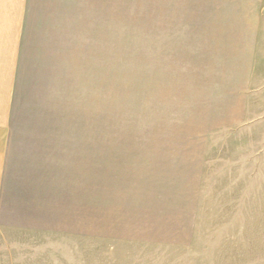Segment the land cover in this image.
Wrapping results in <instances>:
<instances>
[{"label": "rangeland", "instance_id": "obj_1", "mask_svg": "<svg viewBox=\"0 0 264 264\" xmlns=\"http://www.w3.org/2000/svg\"><path fill=\"white\" fill-rule=\"evenodd\" d=\"M43 1L0 264H264V0Z\"/></svg>", "mask_w": 264, "mask_h": 264}, {"label": "crops", "instance_id": "obj_2", "mask_svg": "<svg viewBox=\"0 0 264 264\" xmlns=\"http://www.w3.org/2000/svg\"><path fill=\"white\" fill-rule=\"evenodd\" d=\"M37 3L38 0H0V225L7 212L23 208V196L29 192L21 191L19 179H23L22 172L16 171L13 165L11 117L25 24L30 13L38 10ZM47 181L45 178L43 183L46 188ZM45 193L48 195L47 190ZM28 208L32 210V206Z\"/></svg>", "mask_w": 264, "mask_h": 264}]
</instances>
